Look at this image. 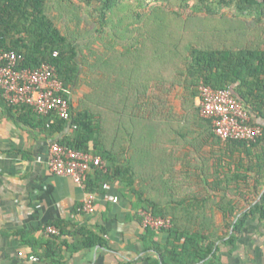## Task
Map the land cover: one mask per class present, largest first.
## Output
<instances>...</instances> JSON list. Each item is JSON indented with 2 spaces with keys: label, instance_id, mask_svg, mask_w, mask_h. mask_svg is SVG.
Here are the masks:
<instances>
[{
  "label": "trees",
  "instance_id": "16d2710c",
  "mask_svg": "<svg viewBox=\"0 0 264 264\" xmlns=\"http://www.w3.org/2000/svg\"><path fill=\"white\" fill-rule=\"evenodd\" d=\"M0 49L20 56L18 68L50 64L70 105L65 119L3 99L7 114L100 156L105 169L83 176L87 192L116 182L135 197L133 210L169 217L173 242L156 245L163 264H219L216 242L233 244L250 213L264 219V0H0ZM201 85L230 89L261 134L216 136L200 114ZM180 144L190 147L187 163L173 148ZM252 189L239 214L235 197ZM78 233L83 246L104 242Z\"/></svg>",
  "mask_w": 264,
  "mask_h": 264
},
{
  "label": "crops",
  "instance_id": "0c3cea01",
  "mask_svg": "<svg viewBox=\"0 0 264 264\" xmlns=\"http://www.w3.org/2000/svg\"><path fill=\"white\" fill-rule=\"evenodd\" d=\"M2 101L0 91V264H163L156 245L164 249L173 241L164 229L143 227L139 214L142 208L132 209L135 197H125L116 182L105 183L110 186L109 192L104 188L100 193L93 192V210H80L89 193L85 186L47 169V153L54 138L8 115ZM185 147H173L182 163L190 158V147ZM210 147V143L204 145L206 150ZM176 169L180 170L181 165ZM200 178L201 174L193 172L191 179ZM208 178L211 180L210 174ZM181 179L178 176L173 180ZM107 192L116 195L118 201L106 198ZM246 192V196L235 197L239 214L250 209L245 200L254 196V189ZM218 193L223 194L209 189L211 196ZM214 222L225 229L221 214L217 213ZM47 226L57 227L59 233H48ZM80 228L100 235L104 242L83 246ZM226 239L223 236L216 242L219 264H264V219L258 213L245 218L233 244L226 243ZM168 264L180 262L168 260Z\"/></svg>",
  "mask_w": 264,
  "mask_h": 264
},
{
  "label": "built area",
  "instance_id": "2783aa9c",
  "mask_svg": "<svg viewBox=\"0 0 264 264\" xmlns=\"http://www.w3.org/2000/svg\"><path fill=\"white\" fill-rule=\"evenodd\" d=\"M19 57L15 51L0 49V91L3 99L15 105H29L40 115L56 112L68 119L69 101L59 94L62 83L54 68L48 63L35 68H18ZM198 105L201 116L211 121L214 134L220 138L254 140L262 132L259 125L251 122L242 102L228 88L199 86ZM46 166L50 172L69 176L84 187V174L92 167L105 169V162L100 156L53 142L47 153ZM103 188L109 192L110 186L104 184ZM108 192L106 198L117 202L118 197ZM94 200L95 193H88L80 210L92 211ZM139 214L145 228L167 229L171 224L169 217L155 216L147 209H140ZM46 231L53 235L59 233L55 226H47ZM31 259L37 260L34 256Z\"/></svg>",
  "mask_w": 264,
  "mask_h": 264
}]
</instances>
